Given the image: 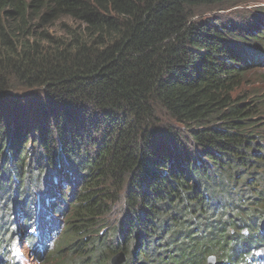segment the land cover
<instances>
[{
	"label": "trees",
	"instance_id": "16d2710c",
	"mask_svg": "<svg viewBox=\"0 0 264 264\" xmlns=\"http://www.w3.org/2000/svg\"><path fill=\"white\" fill-rule=\"evenodd\" d=\"M218 1L0 0V258L35 226L40 264L264 248V102L237 93L264 67V8L192 20Z\"/></svg>",
	"mask_w": 264,
	"mask_h": 264
},
{
	"label": "rangeland",
	"instance_id": "374dc122",
	"mask_svg": "<svg viewBox=\"0 0 264 264\" xmlns=\"http://www.w3.org/2000/svg\"><path fill=\"white\" fill-rule=\"evenodd\" d=\"M262 8H264V0H220L217 2V4H211L209 6H203L197 9L194 12L192 20L196 22L206 19L229 20L231 23L241 26L246 24L245 22L251 20V18L257 17V14H259V9ZM237 93L246 94L251 98L256 97L262 99L264 102V67L249 74L245 80V83L241 86ZM19 95L21 97H29L28 92L19 93ZM159 119L164 125L174 124L162 113L160 114ZM121 207V205H118L113 208L114 214L111 217L112 222L119 218ZM34 213H36V211H34ZM18 217L19 222L22 223V216L19 215ZM37 232L38 231H34L33 233ZM57 235L54 237L55 240L57 239ZM54 238H52V240H54ZM25 239L26 237L22 236L16 243L13 254V264H40L33 254L31 248L27 247L28 245L25 243ZM259 256L264 257V251L260 253ZM0 264H6L3 258H0Z\"/></svg>",
	"mask_w": 264,
	"mask_h": 264
},
{
	"label": "water",
	"instance_id": "95a60500",
	"mask_svg": "<svg viewBox=\"0 0 264 264\" xmlns=\"http://www.w3.org/2000/svg\"><path fill=\"white\" fill-rule=\"evenodd\" d=\"M125 262H126V256L123 252L117 254L111 259V264H125ZM209 264H215L213 258H210Z\"/></svg>",
	"mask_w": 264,
	"mask_h": 264
},
{
	"label": "clouds",
	"instance_id": "9594fccd",
	"mask_svg": "<svg viewBox=\"0 0 264 264\" xmlns=\"http://www.w3.org/2000/svg\"><path fill=\"white\" fill-rule=\"evenodd\" d=\"M242 234L246 236V235L248 234V229H246V228L243 229V230H242Z\"/></svg>",
	"mask_w": 264,
	"mask_h": 264
}]
</instances>
